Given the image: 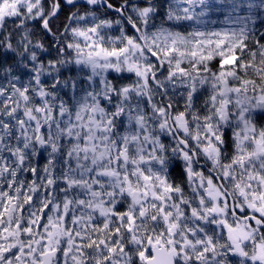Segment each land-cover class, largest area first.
Returning <instances> with one entry per match:
<instances>
[{"label":"snow or ice","instance_id":"1","mask_svg":"<svg viewBox=\"0 0 264 264\" xmlns=\"http://www.w3.org/2000/svg\"><path fill=\"white\" fill-rule=\"evenodd\" d=\"M0 264H264V0H0Z\"/></svg>","mask_w":264,"mask_h":264},{"label":"clouds","instance_id":"2","mask_svg":"<svg viewBox=\"0 0 264 264\" xmlns=\"http://www.w3.org/2000/svg\"><path fill=\"white\" fill-rule=\"evenodd\" d=\"M170 158V157H169Z\"/></svg>","mask_w":264,"mask_h":264}]
</instances>
